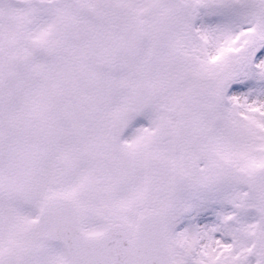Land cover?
I'll return each instance as SVG.
<instances>
[{"label":"rangeland","instance_id":"1","mask_svg":"<svg viewBox=\"0 0 264 264\" xmlns=\"http://www.w3.org/2000/svg\"><path fill=\"white\" fill-rule=\"evenodd\" d=\"M16 1L21 2L23 0ZM147 1V6L153 3V0ZM179 1L181 0H174L173 2L168 0L157 8L156 12L159 10V13L164 15L161 22L160 32L163 31V33L171 35L172 37H174L177 32L181 33V37L184 38V54L201 55L204 58V61H202L204 71L208 72L210 63L217 65L214 66V68L215 70H218V68L220 70L218 77L217 73L219 71L214 72V74H209L208 77L211 79L210 82L205 83L202 87L198 88L201 89L200 93L204 94L209 88L214 90L213 85L219 80L218 88L215 91V96L217 97L214 99L205 97L202 105L208 107V109L205 110V113L202 110L204 114L203 116L196 108L200 97H187L185 94L184 96L182 95L187 84L184 81V84L180 87L178 83L181 78L180 75H172L169 73L168 77L162 76L161 79L154 82L152 78L153 75L151 76V68L154 65L153 63L150 64V62L146 61V66L140 73V78L153 88L154 103L158 105H167L169 103L171 105V115L172 119H174H171L172 121L170 122L167 121V123H170V126L174 129V132L177 135L178 145L176 149L171 152L166 165L169 169L175 168L176 171L177 169L179 171L173 172L176 177H172L173 182L168 185L167 188H163L153 195L151 194V177H149L148 186L150 184V191L144 189L146 193L140 191L142 192V195H137L136 198L132 195L136 188L129 184L128 180H123L121 184L124 185L119 186L118 175L110 176V173L115 174V171L118 169L117 166L112 162H109L106 158H104V161L107 166H102L101 171L107 169L109 173L102 182L98 183L100 180L99 178H101L98 169H96L97 177L95 179L94 176L96 171L91 169L87 174L89 175L91 173L94 176H84L80 179V182L77 177L74 178V182L67 178L62 180V176L70 171V166L73 170L80 169L72 164L71 158L66 156V148L61 149L57 154L58 156L54 158L51 156L52 153L54 154L56 144L60 145L63 142H67L68 136L62 135V131L58 133L59 136L53 137L50 152L45 154V158L38 157L37 159L35 145L37 142H42L40 134L52 133V130L49 128L51 126L44 127L38 117V112H33L30 115V119L31 121L38 123L39 135L37 137H31L30 133H36V125L30 127L31 121L27 125V119L23 122L21 121V113L17 115L15 114L20 111L31 110L34 107H38L42 111L44 106L42 105L40 96L34 94L33 101L30 95H27L24 101L18 103V106L14 104L16 98L21 100V87H25V85L29 84L26 79L33 75L31 69L41 71L46 67L44 65L46 58L39 61V55L42 53H39L37 56H30V58L25 57V55L27 53L32 55L30 54V46L33 42L37 41L36 39L39 37V32L41 31V27H39L37 23L39 12L47 14L49 11L47 9L48 3H46V5L44 3L47 2L45 0L28 1L31 8L29 12L32 13L27 19L29 25L26 24L27 26L23 29L22 24L24 21L22 22V20H20L17 22L20 25L17 27L16 34L20 40L18 47L21 49H18L16 45L17 48L14 52L11 53L9 50L8 54L10 56H18L17 64L21 59L22 61L30 59L34 64H31V66L25 64L24 66L26 68L24 71H22V66L20 67L19 72L11 71L12 75L9 78L15 83L14 86L17 88V94L9 89L8 94H6L7 98L5 99V102H0V112L2 114L0 121H4L3 116L6 111L9 119H13L18 123L17 125H14V128L12 129L13 147H2L0 144V153L7 155L9 152H14L20 147L26 155L25 159L11 158L7 161L2 160L4 161V164L0 163V256L6 252L15 253L19 256L22 264H47L44 263V261L48 256L51 257L49 260H52L53 258L58 264L63 263V260L66 257L64 249L59 246L55 247L51 245L46 240L43 231L38 224H36L37 222L35 220V215L44 203L48 199L58 196L68 198L73 197L80 202L82 216H84L86 223H94L95 226V222H97L98 226H103L105 222L107 223L120 218V221L132 230L133 235L137 232V225L142 214L141 213L140 216L134 215L139 213L137 208L138 211L135 210L134 204L137 203V198L141 197L142 202L140 205H142V208L144 207V213L148 211H157L167 217V238L170 241L171 251L174 253L175 260L179 264H184V250L196 251L190 246L184 247V237L188 234L195 235L193 226L189 228V232L184 231V227L181 229L177 228L179 221H184L185 216L190 214V207L200 212V203L204 202V210L213 209L217 218L220 219V216L223 214V218L225 217L228 203L233 200L231 197V194L233 193L230 192V190L236 189L239 192H242L241 187L236 185V181L244 177V172H242L241 169L246 165L243 164L244 162L235 161L229 163L221 160L218 162L220 168H215L214 170L216 172L213 174L220 178L223 176L224 171H228L229 175H225L220 179L223 180V178L227 176H229L230 179H225L226 182L222 181L213 183V186H207L203 184V178L201 183L197 170H195V172L191 169L187 171L184 170V145L185 142H230V130L233 128L241 134L245 132L251 134L252 130L250 129L245 116H243V114L246 115L247 112L245 102L253 97L256 101H262L264 103V55L257 58L253 57L254 52L264 43V0H183L184 5L188 6L185 8L186 11H184L183 14L180 13L178 8ZM87 2L89 5H100L99 7H101L102 13L107 14V16H110L109 8H111L112 5L116 7L123 3L121 0H87ZM127 5H131V9L135 13L141 10L138 1H131ZM40 6H43V8ZM62 6L64 8V5ZM3 8L7 9L8 6H4ZM22 10L23 9L12 7L10 16H16L20 13L19 11ZM202 11H204L203 16H201L202 21H199L200 23L198 24L201 29L200 35H196L188 28L185 29V24L184 28L181 27L182 23H185L184 19H188L189 21L194 17L195 13H201ZM53 14H60L58 7L53 11ZM42 17L46 18L47 16ZM5 25L6 22L0 15V40L1 38L11 40L13 38V31L9 29L6 30ZM53 26L55 27V24ZM54 27H51L50 29L51 37ZM249 29H251L250 33H256V35L250 37L251 34L249 32L246 34ZM26 32H28L29 37L25 35ZM163 33H161V35ZM147 35L148 32L146 31V36ZM59 38H61L59 43L66 39L62 44L68 43L70 40V37L63 34H61ZM80 44L88 45L87 39L83 37L79 40H75L71 44L72 47L66 49L67 59L71 65V68L69 69V77L74 75L75 87L77 88L80 87L81 83H86L83 90L87 94L92 95L98 101L96 111L104 116L106 122L117 121L120 124H123V110L118 112L115 110L113 113L103 111V108L109 99V93H117L118 88L109 91V85L112 80L116 79V75L110 72L101 73L90 63L86 62V58H89L92 53L89 51L88 47H82ZM174 44H176V41H174ZM52 47H54V45ZM80 49L81 55H79ZM142 49L143 52L148 50L144 47ZM165 51L172 52L169 48ZM186 55H184V58ZM3 57L4 56L1 55L0 58ZM162 57L164 58L163 55ZM125 60L126 61L122 63L123 65L128 61L126 58ZM172 64L178 66L180 74L184 73V78L186 75H189V77H201L204 74L203 69L200 68V66H186L184 65V60L173 59L169 67ZM65 69H67V67L64 64H60L58 74L64 72ZM97 76H103L106 80L107 89L100 92L93 89L95 92L92 93L90 90L92 88L91 83L99 81ZM216 77L219 79H216ZM124 79H126V76ZM247 79L254 82L250 88L234 93L232 96L224 97V90L228 84L234 82H240L243 84L242 82ZM47 80L54 84L61 93H66L65 86L60 81L59 75L55 78L48 77ZM1 83L2 80H0V84ZM132 83L133 81H131V84ZM190 84L193 85L194 83L192 82ZM36 85L37 82L31 86ZM8 88L9 85H7V89ZM30 90L33 91V89ZM209 92L211 93L210 90ZM101 98H104L105 102H101ZM123 100H127L126 94L124 95ZM25 102L27 105L32 104L31 107L27 108ZM186 106H189L192 109V112L188 116H184L183 114L182 122L181 119L177 117L179 112L183 108L185 109ZM150 109L151 107L145 112L147 113V116L149 114L151 117L154 114H152ZM13 110L16 111L15 114L12 112ZM119 113L122 115L120 116ZM156 116L161 120L157 114ZM167 116H170V113ZM186 117L187 119H185ZM257 123L259 127L263 126L264 118L263 120L259 119ZM175 124L177 126H175ZM154 127L159 129L158 122H155ZM251 128L255 129L257 127L251 125ZM28 129L31 130L29 131ZM90 129L92 128H89V130ZM182 131H184L183 135L181 134ZM110 133V137L113 141L114 134H118L119 131L117 129H111ZM68 134L70 135V133ZM10 135L11 134L7 132L2 139V142H11ZM146 139L145 134H133L124 142H132V145L128 147V149L133 156L144 155L147 146ZM102 141L103 140L101 139L99 142ZM95 144L96 142H93L94 146H96ZM255 145L256 143L252 146ZM242 147L243 145L240 146L237 143L238 151ZM5 149H7L6 153ZM120 155L123 157L124 152H121ZM242 156L243 155L241 154H236V158ZM263 161L264 160H261L258 156L253 157L251 159V167L253 166L254 168L250 170L253 173L260 170ZM78 162V159H76V164ZM86 162L89 161L84 160L80 164L82 165ZM139 163L141 164V162ZM90 166L93 168L94 163L91 162ZM80 170L84 171V168ZM247 171L249 172V170ZM232 176L235 177L231 179ZM132 183H135V181L133 180ZM70 184H77L79 189L75 191L69 187ZM115 190L116 193L114 192ZM134 196H136V194H134ZM5 197H10L12 199V204L8 201L9 204L5 205ZM118 198L121 199L117 201ZM86 199H91L94 202L93 206L98 214L96 217L92 214L91 209L87 207ZM256 204V196H253L251 198V206H255ZM246 206H248V204H246ZM125 209L128 210L127 214H125ZM196 210L194 211L196 212ZM263 219V217L255 215L253 217V222L250 225L248 224L246 227L243 226L238 228L237 225L242 221V218H239L236 220L234 226L231 227L233 223H230L227 226L231 227L229 232L234 235L236 234L234 230L239 231L237 235H245L246 233L253 236L260 234L264 235V230L261 226L256 225L258 222L262 225ZM222 222H220L218 226H221ZM204 237L209 240L208 245L212 246L213 243L210 242L211 236L208 229L203 235V238Z\"/></svg>","mask_w":264,"mask_h":264}]
</instances>
